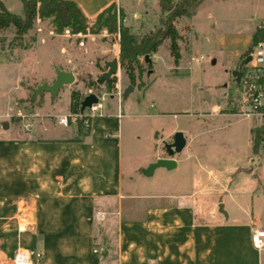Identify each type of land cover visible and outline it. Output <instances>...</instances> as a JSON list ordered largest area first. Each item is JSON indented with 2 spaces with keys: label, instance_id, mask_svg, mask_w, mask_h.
Masks as SVG:
<instances>
[{
  "label": "crops",
  "instance_id": "crops-1",
  "mask_svg": "<svg viewBox=\"0 0 264 264\" xmlns=\"http://www.w3.org/2000/svg\"><path fill=\"white\" fill-rule=\"evenodd\" d=\"M151 1L152 4L159 5V0H140L142 9L146 11V4H150ZM76 2L89 21L95 20L96 16L112 3H117L128 14L127 0H76ZM134 13L137 14L135 17L137 18L138 13L133 11L132 16ZM147 15L148 13L144 14V17ZM191 17H187L186 24L189 26L187 29L183 24H179L184 22V17L174 21L178 34L190 40L188 50L184 53L182 49L185 47L181 44V58L178 64L174 63L170 54L169 38H167L151 55L152 67L145 72L144 84L141 87L133 85V91L126 98L123 93L131 83L124 76L121 66L120 41L113 43V47L108 45L103 47L102 51L105 54L113 50L111 60L117 59L119 63L116 73L117 88L122 91L123 116L120 120L117 117L118 98L111 93L105 95L104 108L92 119L90 128L86 129L73 123L75 134L68 137L41 136L39 132L45 129V125L39 124L38 120L43 114L34 112L35 121H30L31 136L11 141L15 144L12 147L15 151L14 155L17 154L16 157L0 156L1 185L3 186V183L10 178L16 180V190L19 191H15L14 194L20 195L17 200V210L22 208L20 203L24 202L23 208L33 206L32 210L35 214V204L43 205L44 216L48 217L44 220L45 227L63 229L55 235L50 234L47 240L43 239L44 255L40 260H35L34 264H264V248H256L251 239L255 228L264 227L261 218L264 213L263 203L258 207L243 190L237 191L233 187H227L220 182V176L213 173L209 175V178L217 186H222L221 189L228 194L227 202L222 198L217 200V197L212 200L215 205L222 202L224 212L219 215L216 207L201 205L202 199L197 197L196 190L179 191L177 185H172L168 169L157 168L152 176H146L141 171V168L146 167L158 157L167 156V153H163L165 149L162 144L176 131H182L186 137L184 148L190 147L192 137L188 139L186 125L181 127L177 124L164 134L155 127L147 129V126H138L137 122L139 123V117L162 118L168 114L163 105H161L162 110L153 111L157 108L156 101L159 99L154 86L158 69L155 57H162L159 54L160 49L166 48L162 59L166 67L174 72L169 74V82L161 79V83H167L166 85H170V82H178L182 75L179 70L184 67L183 63L189 62L192 56L196 58L195 61H198L194 52L196 46L194 40L197 36L193 35L195 28L189 21ZM132 22L133 25L140 23L134 20ZM259 25H261L260 22L254 27L253 32ZM140 28L144 29L145 25L141 23ZM130 32L137 37L151 33V31L141 33L132 26H130ZM251 40L244 44V48L242 47L230 61L231 73L241 70L246 62L247 57L244 52ZM47 60L50 70L45 74L29 71L26 75L21 71L18 72L17 77L21 80L25 76L37 74L40 80L34 81L52 83L56 78L55 68L58 67L73 72L75 81L80 82L76 64L73 67L72 65L66 67L64 64L55 63L49 57ZM111 60L107 59L104 63L107 70ZM258 61L263 63L264 59ZM140 62L144 64L143 61L140 60ZM14 64L21 65L22 62L14 59L12 52L1 45L0 68ZM103 73L104 70H101L97 78ZM232 77L235 81L233 75ZM80 83L76 85L77 89L81 88ZM68 87L73 88L71 84ZM136 91L139 95L134 94ZM37 107L40 106L32 105L33 110ZM238 108L236 97L230 94L229 101L221 112H214V114L234 117L236 119L232 121L234 123L239 121L238 117L241 116L237 112ZM183 113L192 117H203L206 114L195 111ZM9 114L6 113L1 122L7 120L6 116ZM255 115L263 117L256 113ZM8 122L7 131L9 132L12 124ZM151 124L149 122L148 125ZM21 125V123H15V128ZM263 125L262 120L256 124L248 121V143L251 144L252 151H254L252 128ZM216 130V127H205L196 136L211 135ZM109 132H112L113 136H108ZM127 132L132 135L131 144L124 142V135ZM145 132L151 137L140 152L138 149L143 147L141 139ZM8 143L9 141L6 142L2 138L0 148H6L4 146ZM202 145L206 146L204 143ZM125 157L132 158V163L128 164ZM173 157L178 167L181 158L177 154ZM10 173L17 176H10ZM230 179L228 176L227 180L230 181ZM6 186L8 189V182ZM215 190L218 189L215 188ZM24 195L32 196V199L24 200L22 198ZM2 197L0 198V236L8 234V229L12 226L11 219L16 216V214H3L8 205V196L6 199ZM62 208L66 216L60 213ZM19 229L20 231L23 229V226L20 228V224ZM96 229L99 230L96 231ZM94 244L96 246L92 247ZM4 247L5 250L0 248V257H12L18 247L24 246L21 244L17 246L16 241H11ZM96 247L103 248L102 254L94 252Z\"/></svg>",
  "mask_w": 264,
  "mask_h": 264
},
{
  "label": "rangeland",
  "instance_id": "rangeland-1",
  "mask_svg": "<svg viewBox=\"0 0 264 264\" xmlns=\"http://www.w3.org/2000/svg\"><path fill=\"white\" fill-rule=\"evenodd\" d=\"M2 1L6 3L4 4L11 11L21 16L25 15L22 0ZM28 1H36L39 4V0ZM127 1L129 3L128 14L125 12L124 17H121V7L116 3L114 12L117 16L118 25L122 23L129 29L130 26L136 27V31L141 33L153 32L159 29L161 26L159 22L161 9L158 3L152 4L151 1L150 4H146L147 10L145 11L142 9L140 1ZM133 11L138 13L137 18L132 16ZM147 13L148 15L144 17V14ZM183 19L184 22L179 24H183L186 29L189 28L186 24L188 22L187 17ZM132 20L140 21V23L133 25ZM51 21V18H37L33 27L22 36L16 35L13 26L0 31V46H6L12 52L14 59L22 62L21 65L14 64L10 67L0 68V141L2 138L6 142L9 141L4 146L6 148H0V156L2 155V157H16L17 154L14 155L13 152L15 151L12 147L15 144L11 141L26 139L31 136L32 130L30 129L32 128L26 127V123L35 121L34 112L43 114L38 120L39 124L45 125V129L39 132L41 136L47 138L68 137L75 134L73 123L65 126L60 124L58 119L61 115H70L71 93L73 89H77L76 85L81 81V88H78V90L83 95L84 93L87 95L95 92L107 96L111 93L105 88L102 92L90 87L88 82L97 80L101 70L107 71L104 63L107 59H112L113 50L109 54H105L102 49L106 45L113 47V43L117 40L120 41L121 35L119 32L111 33L106 29H102L99 33L94 34L88 29L86 33H72L69 29H66L61 33H57ZM94 21L88 20V25L91 26ZM189 21L192 22L195 28L193 35L197 38L194 40L196 45L194 52L200 62L192 59L194 56L189 57V62L183 63L184 67L179 70L182 75L178 82H170V85L163 84L161 79L169 82V74L174 72L164 64L162 57H164L166 48H161L159 54L162 57H155L158 69L154 87L158 92L157 97L159 99L156 101L157 108L153 111L162 110L161 105H163L168 114L162 118L139 117L137 125L147 126V129L155 127L164 134L177 124L181 127L187 126L188 139L192 137L190 147L183 148L176 153L181 158L179 166L168 170L171 184L177 185L179 191L196 190L197 197L202 199L201 205L216 207L218 209L217 213L220 215L224 212L222 202L215 205L212 200L217 197V200L222 198L227 202L228 194L224 189H221L222 186H217L209 178V175L214 173L220 176L222 184L233 187L237 191L243 190L247 197L250 200L252 198L255 204L260 207L262 203L264 204V137L259 143L258 150L254 152L251 144L248 143L247 129L248 121L256 124L259 120L264 121V115L263 117L255 114L250 117L240 116L238 117L240 118L239 121L233 123L232 121L236 120L234 117L217 116L214 112H221L226 102L229 101L230 94L236 97L240 93V88L233 80L230 72V61L234 59L236 53L240 52L242 47L244 48V44L251 40L254 27L259 22L264 27V0H204L197 13ZM141 23L143 26L145 25L144 29L140 28ZM186 39L189 45L190 40H188V37ZM181 44L182 47H185L182 49L184 53L188 50V45L186 47L184 43L181 42ZM81 51L84 52L83 55ZM48 57L53 59L55 63L64 64L66 67L68 65L73 67L76 64L80 82L75 81L72 83L73 88L65 85L54 97L48 91L35 94L37 86L42 84L40 81H34L38 80L39 76L32 74L20 80L17 74L21 71L25 72L26 75L29 71L45 74L50 70L46 63ZM36 60H38V65ZM140 60L143 63L146 61L143 56L140 57ZM260 60H263V58ZM147 69L148 67H145L143 77ZM134 94L139 95L138 91ZM132 97L133 95L130 99ZM108 98L110 97L108 96ZM148 103H150V100H148ZM32 105L40 107L33 110ZM186 111L204 112L206 114L203 117H192L183 113ZM237 112H239V108ZM6 113H10L6 116V119L12 124L9 132L7 131L8 128H3L1 124V120ZM13 115L19 117L21 127L15 128V122L11 119ZM149 122L152 123V126L148 125ZM205 127H216L217 130L211 134L212 137L207 134L196 136ZM144 137L141 139L143 140V147L141 146L138 149L140 152L149 142L151 135L145 132ZM173 137L174 135L167 137L166 142L173 141ZM131 140L132 135L127 132L124 135V142L131 144ZM203 143L206 146H203ZM163 153L166 154V151L164 150ZM253 155L254 158L251 159ZM125 160L128 164L132 163V158L125 157ZM10 176L16 177L17 175L10 173ZM228 176L231 178L230 181L227 180ZM15 181L14 178H10L3 183V186L0 182V198L3 196L2 198L6 199L8 196V205L5 207L6 210L3 214H16L11 219L12 226L8 229V234L0 236V240H2L0 241V248L5 250L4 246L7 242L16 241L17 246L21 244L33 254L38 251L43 254V239L47 240V238H50V234L55 235L63 229L45 227L44 220L48 217L44 216L45 212L42 209L45 207L43 205L35 204V214L32 210L33 206L23 208L24 202L20 203L22 208L17 210V200L20 195L14 194L15 191H19L16 190ZM7 182L9 184L8 189ZM215 188L218 190H215ZM5 194L7 195L5 196ZM22 198L31 200L32 196L24 195ZM64 208L60 212L62 216L67 215L63 212ZM19 224L23 226L21 231ZM93 246H96V244Z\"/></svg>",
  "mask_w": 264,
  "mask_h": 264
},
{
  "label": "trees",
  "instance_id": "trees-1",
  "mask_svg": "<svg viewBox=\"0 0 264 264\" xmlns=\"http://www.w3.org/2000/svg\"><path fill=\"white\" fill-rule=\"evenodd\" d=\"M24 3L25 15L21 16L7 8L2 0H0V31H3L10 26L15 28L17 36L24 35L33 27L34 21L37 18H51V24L57 33L69 29L72 33H86L88 29L92 33H99L102 29H106L111 33L121 35V66L124 76L132 85L141 87L144 84L143 73L145 67L151 68L152 64L145 61L142 65L140 57L146 54L152 55L160 45L169 38V50L177 65L181 58V43L187 47L188 42L184 36L178 34L174 21L179 17L193 16L203 0H159L161 15L159 22L161 26L157 32L137 37L132 35L130 29L120 23L116 13V3H112L107 8L102 10L95 18L91 26L88 25V18L76 0H39L36 1L22 0ZM121 17H124L125 11L120 9ZM264 40V27L259 25L255 28L252 40L244 55H250L254 47L259 41ZM244 62V61H243ZM243 64V63H242ZM244 65V64H243ZM242 65V66H243ZM107 71L97 78L90 80L88 85L98 90L104 88L108 92L117 90L118 77L117 73H113L107 78L104 75ZM84 98L83 94L78 89H73L71 93L70 110L71 113L78 112L81 109V102ZM15 123H19V117L13 115L11 118ZM80 127L82 126L79 124ZM264 137V125L252 128V143L253 150L256 152L259 143Z\"/></svg>",
  "mask_w": 264,
  "mask_h": 264
},
{
  "label": "built area",
  "instance_id": "built-area-1",
  "mask_svg": "<svg viewBox=\"0 0 264 264\" xmlns=\"http://www.w3.org/2000/svg\"><path fill=\"white\" fill-rule=\"evenodd\" d=\"M140 1V0H133ZM137 16L136 13L133 14ZM252 59L249 62H245L241 70L243 72L238 86L240 93L236 96V100L239 106V114L241 116L250 117L252 114L264 115V62L261 63L258 60L264 59V40L259 41L254 47ZM192 59H196L193 57ZM198 61H200L198 59ZM255 61V62H254ZM111 94L118 98V113L117 117L123 116L121 109L122 91L117 88L116 91ZM98 102L86 107L83 111L80 109L78 112L70 113V115H62L59 117L58 122L62 125H69L70 123L81 124L84 128H90L92 119L100 114V111L104 108L105 95L97 94ZM22 116H24L22 114ZM31 122L26 123V127H31ZM113 136L112 132L107 134ZM22 226H20L21 228ZM252 243L258 249L264 248V227H257L254 229L252 236ZM103 248H94L95 253L102 254ZM42 252L38 251L33 254L28 248L18 247L12 257L2 256L0 257V264H34L35 260L42 258Z\"/></svg>",
  "mask_w": 264,
  "mask_h": 264
},
{
  "label": "water",
  "instance_id": "water-1",
  "mask_svg": "<svg viewBox=\"0 0 264 264\" xmlns=\"http://www.w3.org/2000/svg\"><path fill=\"white\" fill-rule=\"evenodd\" d=\"M145 60L152 62L150 54H146ZM252 59V55H248L246 62H249ZM118 60L113 59L108 64V70L104 75V78L109 77L113 73H116L118 70ZM56 78L52 83H42L37 86L35 89V94H38L41 91H48L54 97L58 94L61 88L65 85L72 84L75 81V76L73 72L62 70L58 67L55 68ZM242 70H235L232 72L234 79L237 83L240 82ZM133 91V85L129 84L124 90L123 96L126 98L130 92ZM98 102V96L95 92L88 93L84 96L81 102V110L83 111L86 107L91 106L92 104ZM2 127L7 129L9 126L8 120L2 121ZM186 145V137L182 131H176L174 133L173 141L163 142L164 149L167 153L166 157H158L155 161L149 163L146 167L141 168V171L146 176H152L154 171L157 168L164 167L168 170H171L177 166V161L173 157L176 153L180 152ZM262 220L264 222V213L262 215Z\"/></svg>",
  "mask_w": 264,
  "mask_h": 264
}]
</instances>
